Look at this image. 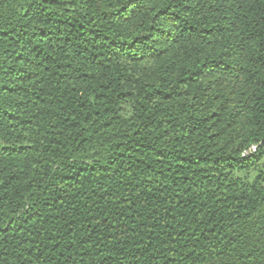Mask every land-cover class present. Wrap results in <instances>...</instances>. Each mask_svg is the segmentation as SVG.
<instances>
[{"label":"trees","instance_id":"16d2710c","mask_svg":"<svg viewBox=\"0 0 264 264\" xmlns=\"http://www.w3.org/2000/svg\"><path fill=\"white\" fill-rule=\"evenodd\" d=\"M0 264H264V0H0Z\"/></svg>","mask_w":264,"mask_h":264}]
</instances>
